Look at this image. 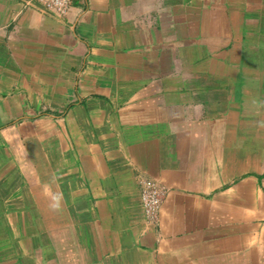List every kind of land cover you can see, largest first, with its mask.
<instances>
[{
  "label": "crops",
  "instance_id": "obj_1",
  "mask_svg": "<svg viewBox=\"0 0 264 264\" xmlns=\"http://www.w3.org/2000/svg\"><path fill=\"white\" fill-rule=\"evenodd\" d=\"M0 264H264V0H0Z\"/></svg>",
  "mask_w": 264,
  "mask_h": 264
},
{
  "label": "built area",
  "instance_id": "obj_2",
  "mask_svg": "<svg viewBox=\"0 0 264 264\" xmlns=\"http://www.w3.org/2000/svg\"><path fill=\"white\" fill-rule=\"evenodd\" d=\"M43 6L53 11L58 16L66 15L73 0H36ZM166 194L163 185L153 181L145 180L141 189V202L144 214L149 221H157L161 210L162 202Z\"/></svg>",
  "mask_w": 264,
  "mask_h": 264
}]
</instances>
